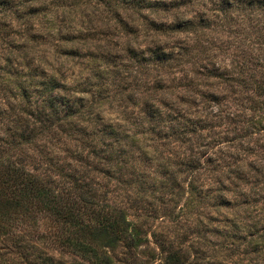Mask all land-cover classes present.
<instances>
[{
    "label": "clouds",
    "instance_id": "1",
    "mask_svg": "<svg viewBox=\"0 0 264 264\" xmlns=\"http://www.w3.org/2000/svg\"><path fill=\"white\" fill-rule=\"evenodd\" d=\"M146 2L0 9V174L50 182L83 220L23 201L0 264H264V0Z\"/></svg>",
    "mask_w": 264,
    "mask_h": 264
},
{
    "label": "rangeland",
    "instance_id": "2",
    "mask_svg": "<svg viewBox=\"0 0 264 264\" xmlns=\"http://www.w3.org/2000/svg\"><path fill=\"white\" fill-rule=\"evenodd\" d=\"M130 1H132V0H125L124 10L127 13L132 14V15L136 14V12L138 10L141 11V12H144V11L151 12V11L160 10V6L159 5H152V4H150V5L146 6V7L144 6L142 9L137 7V6L134 7L135 6V2H132L131 4H129ZM101 2H102V0H101ZM230 6H231L230 4H225V7H230ZM11 7H12L11 0H0V9L10 10ZM133 8H135V9H133ZM31 11L33 12V14H35V12H36L35 9H33ZM216 78H220V77L217 76ZM257 84H260V86L264 87V81H256V85ZM262 93H264V92H260L257 95H260ZM262 130H264V129H262ZM26 174L32 176L31 173H26ZM40 182L44 185V188H45V190L48 193V197H47V199L43 198V199H39V200L35 199V200L39 201L49 211H52L54 215H56V214H55V212H54V210L52 208L57 207L58 209L62 210L63 214L62 215H57V216L61 217L63 219L64 223H66V224L67 223H72L74 227L82 225L83 224V220H80L78 218L76 206L74 204H72L71 202L65 203L62 200H57L56 199L57 192H55L53 190L54 185H52L50 182H46V181H41L40 180ZM74 187H77L78 190L83 191V188H81L79 186L74 185ZM65 216H69V217H65ZM94 216L97 217L98 230L100 232L107 233V234L111 235L112 238H113V241L114 242H118L119 239H120V236H118V237H116V236H117V234L120 233V225H119V223L116 220L111 219L110 215H103V214L94 213ZM81 231L85 232V233H88L90 235L95 234V233H91L89 231L88 226H85L84 228H82ZM0 235H2V234H0ZM138 243L142 244V242H140V241H136L135 242L134 240H133V242L131 240V241H128L127 243H125V248L128 251L127 261H131L133 255H134V253H132V249L137 247ZM153 243H154V240L149 242V247H152ZM33 247H35V245H33ZM13 248L16 249V251H15V253H12V254L19 255L20 254V250L18 248H16L15 244H13ZM141 250H143V249L141 248ZM84 251H91V250L90 249H84ZM0 255H3V251L2 250H0ZM121 259H124V258H122V257H118L117 258L118 264H119V261ZM170 259L172 260V264H181V257L178 254H172L170 256ZM21 261H23L24 264H26V261H24V256H22V255H21V260L18 261L17 264H21Z\"/></svg>",
    "mask_w": 264,
    "mask_h": 264
},
{
    "label": "trees",
    "instance_id": "3",
    "mask_svg": "<svg viewBox=\"0 0 264 264\" xmlns=\"http://www.w3.org/2000/svg\"><path fill=\"white\" fill-rule=\"evenodd\" d=\"M132 2H135L134 7L137 6L141 9L151 4L147 3L146 0H132L129 4ZM256 88L257 94L264 92V87L260 86V84H257ZM47 197L48 193L38 178H34L26 173L24 177L13 175L12 173L0 174V220H3L5 217L12 219V216L22 207L25 200L47 199ZM52 209L56 215L63 214V211L57 207ZM5 232L6 230L0 227V234H4ZM118 236L120 235L117 234L116 237ZM134 241L136 242L137 240Z\"/></svg>",
    "mask_w": 264,
    "mask_h": 264
}]
</instances>
